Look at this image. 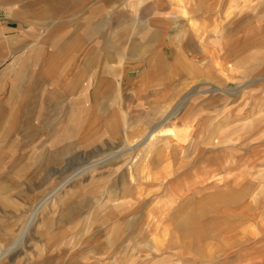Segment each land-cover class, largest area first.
Returning <instances> with one entry per match:
<instances>
[{"label":"rangeland","instance_id":"obj_1","mask_svg":"<svg viewBox=\"0 0 264 264\" xmlns=\"http://www.w3.org/2000/svg\"><path fill=\"white\" fill-rule=\"evenodd\" d=\"M0 264H264V0H0Z\"/></svg>","mask_w":264,"mask_h":264},{"label":"bare ground","instance_id":"obj_2","mask_svg":"<svg viewBox=\"0 0 264 264\" xmlns=\"http://www.w3.org/2000/svg\"><path fill=\"white\" fill-rule=\"evenodd\" d=\"M167 130H168V129L166 128L164 131H166V132H167ZM162 131H163V129H162ZM169 131H170V130H169ZM164 133H165V132H164Z\"/></svg>","mask_w":264,"mask_h":264}]
</instances>
